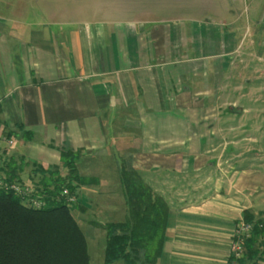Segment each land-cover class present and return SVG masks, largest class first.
Here are the masks:
<instances>
[{
  "label": "crops",
  "instance_id": "0c3cea01",
  "mask_svg": "<svg viewBox=\"0 0 264 264\" xmlns=\"http://www.w3.org/2000/svg\"><path fill=\"white\" fill-rule=\"evenodd\" d=\"M184 14L180 0H0V151L49 170L74 154L93 198L133 170L168 207L155 264H229L244 213L264 222V171L235 151L254 136L225 125L249 113L231 97L252 63L264 78V1L244 24Z\"/></svg>",
  "mask_w": 264,
  "mask_h": 264
},
{
  "label": "trees",
  "instance_id": "16d2710c",
  "mask_svg": "<svg viewBox=\"0 0 264 264\" xmlns=\"http://www.w3.org/2000/svg\"><path fill=\"white\" fill-rule=\"evenodd\" d=\"M60 162L65 176L58 169L35 170L37 181L30 183L37 192L39 208L26 207L13 192L0 194V264H90L87 240L73 212L87 210L78 191L96 184L79 175L74 154L61 152ZM21 167L6 162L4 173L10 181L22 182L16 175ZM120 181L129 215L124 222L105 226L103 264H155L161 253L168 207L133 170L123 171ZM244 222L253 225L245 246L248 259L254 258L257 264L259 253L254 246L264 231V222H254L247 212Z\"/></svg>",
  "mask_w": 264,
  "mask_h": 264
},
{
  "label": "rangeland",
  "instance_id": "374dc122",
  "mask_svg": "<svg viewBox=\"0 0 264 264\" xmlns=\"http://www.w3.org/2000/svg\"><path fill=\"white\" fill-rule=\"evenodd\" d=\"M180 1L185 6L184 18L186 20L192 21L193 19L197 22L206 21L208 24L216 25L219 22L227 24L231 21V19L233 20V18L235 17L244 24V22H246L248 19L247 9L249 10V8L253 7V5L257 4V2H262L264 0ZM229 11H231L232 14H230ZM251 67V69L256 68L254 72H251L249 74V80L252 81V84L250 86H246L243 89L240 88L231 97V99L238 101L237 107L250 109L249 113L241 117L235 114L231 117V120L226 122L225 125H237L241 128H247L235 131L233 134L235 140H240V137L243 136V133L247 131H249L248 134L254 136L255 141L254 139L250 141L246 140L244 142L243 140H241L239 141V147H235V151L242 149L243 152L247 153V155L238 162L244 164L253 161L256 167L264 171V89H260L261 85H264V78L262 77V73L258 72L259 66L256 65V63H252ZM9 136L11 138L14 137L12 139H15L16 137L12 136L11 133L9 134ZM8 138L9 137L7 136V139ZM256 151L261 154L260 158H254L253 155ZM7 154L9 157V163L13 162V164H15V166L17 167L22 166V171L16 172V175L19 177V179H21V181L28 184L30 183V181H37L38 174H35V170L37 169V167L36 164L33 163L34 161L26 159L25 156L20 155V153H18L17 151L11 152L9 150ZM111 162L113 163V161ZM204 162L205 161H203V159L199 161L200 164ZM83 164L84 162L82 164H78V172L81 175H86L88 173L90 174L92 171H88L87 169L86 171H84ZM51 169H58L62 176L66 175V171L63 168L61 162H59L57 165H53ZM114 179L115 178L112 176L111 181L114 182ZM106 188L111 192V194L103 199L93 198L92 195L89 194L88 188H81L78 191L79 197L81 198H79V200H81L82 203L85 204L87 210L84 213L73 212V217L78 223L87 240L90 264H103L104 247L106 241L105 226L110 223L124 222L129 215L125 192L121 181L119 184L117 182L108 184ZM257 242L262 252L264 250V231L258 237ZM114 264L123 263L116 262Z\"/></svg>",
  "mask_w": 264,
  "mask_h": 264
},
{
  "label": "built area",
  "instance_id": "2783aa9c",
  "mask_svg": "<svg viewBox=\"0 0 264 264\" xmlns=\"http://www.w3.org/2000/svg\"><path fill=\"white\" fill-rule=\"evenodd\" d=\"M5 156L0 152V194L13 192L19 196L22 200L23 205L28 208H39L40 201L35 196L37 193L34 186L28 183L10 181L6 174L4 173V167L6 164ZM66 194V191L63 192ZM253 229L252 224L242 222L237 230L235 231L234 238L235 241L231 246V259L229 264H242L240 261L243 254V242L248 239Z\"/></svg>",
  "mask_w": 264,
  "mask_h": 264
}]
</instances>
